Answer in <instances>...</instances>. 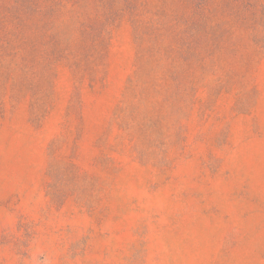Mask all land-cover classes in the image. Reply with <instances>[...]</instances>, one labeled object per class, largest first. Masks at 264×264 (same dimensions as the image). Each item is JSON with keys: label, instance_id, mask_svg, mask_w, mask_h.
<instances>
[{"label": "rangeland", "instance_id": "374dc122", "mask_svg": "<svg viewBox=\"0 0 264 264\" xmlns=\"http://www.w3.org/2000/svg\"><path fill=\"white\" fill-rule=\"evenodd\" d=\"M0 264H264V0H0Z\"/></svg>", "mask_w": 264, "mask_h": 264}]
</instances>
